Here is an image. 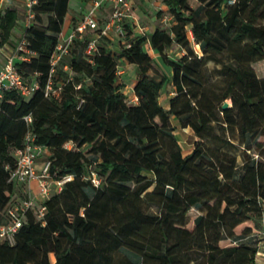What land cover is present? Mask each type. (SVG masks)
Masks as SVG:
<instances>
[{"label":"trees","instance_id":"obj_1","mask_svg":"<svg viewBox=\"0 0 264 264\" xmlns=\"http://www.w3.org/2000/svg\"><path fill=\"white\" fill-rule=\"evenodd\" d=\"M161 1L169 28L142 33L125 21L124 37L101 36L92 54L89 38L77 39L53 74L70 0L34 3L24 34L32 53L15 67L38 88L5 90L0 101V224L24 195L10 178L29 134L48 153L51 178H73L36 199L14 244L0 240V264H259L260 240L249 236L264 220V74L255 68L264 0ZM18 23L17 8L0 7V47ZM121 58L136 66L135 103L117 81ZM50 79L58 95L46 93ZM172 117L196 135L188 153Z\"/></svg>","mask_w":264,"mask_h":264},{"label":"built area","instance_id":"obj_2","mask_svg":"<svg viewBox=\"0 0 264 264\" xmlns=\"http://www.w3.org/2000/svg\"><path fill=\"white\" fill-rule=\"evenodd\" d=\"M35 2L36 0H26L27 19L25 27L29 25L33 17L32 7ZM232 2L233 0H230V3ZM107 3L111 4L110 16L105 20H101L98 17V9ZM0 7H4L3 0H0ZM132 8V0H94L90 9L83 14L68 33H64V31L61 32L51 62V74L55 73L58 64L68 55L71 44L77 39L83 40L89 38L85 52L87 54H92L97 49V43L101 36L115 34L116 36L124 37L125 32L123 25L125 21L131 22L134 29L138 31L143 30L137 17L133 16ZM24 34L25 29L18 43L15 44L13 50L6 56V61L0 69V101L5 90L15 89L22 95L28 96L35 88H38L37 83L34 85L27 84L15 67V59L18 55H22L26 58L27 55L32 53L28 48V42ZM65 68H67V65H65ZM50 92L53 95L59 94V90L54 87L51 79L46 86V93ZM26 119L29 121L30 117L28 116ZM42 150L43 147L34 144L33 137L29 134L25 146L16 151L17 164L10 179L15 182L17 186L25 185L27 197L19 200L18 203H14L8 209L7 222L0 224V240L14 244L15 235L23 225L25 213L30 207L35 206L36 199L38 197L45 198L49 196L52 185L55 186L57 191H60L64 184L71 181L73 178L72 175H66L62 179L53 180L50 174L51 162L49 160L44 163L41 169H38L37 159L42 153ZM90 179L96 186L101 183V178L95 171H91ZM33 181H37L38 183L39 193L37 196L31 194V184ZM37 212L40 217H44L46 207L39 206ZM260 255L264 256L261 251L258 252V258Z\"/></svg>","mask_w":264,"mask_h":264},{"label":"rangeland","instance_id":"obj_3","mask_svg":"<svg viewBox=\"0 0 264 264\" xmlns=\"http://www.w3.org/2000/svg\"><path fill=\"white\" fill-rule=\"evenodd\" d=\"M89 0H70L69 2V11L65 18L64 27L63 29H67L68 31L72 28V18H75L76 21L79 20L78 15L81 13L79 12L80 9L78 8L81 4L88 3ZM94 0H92L93 2ZM144 1L137 0V6L133 10L134 14L136 15L137 19L139 20V23L143 30H141L142 33H151L156 27L161 28H169L172 23L174 22L173 17L169 14V12L166 9V6L163 4L161 0H146V3H143ZM3 3L5 6L9 7H15L19 11V23L18 26L23 25L26 23L27 19V11L25 10L23 6V2L21 0H3ZM191 5L194 8H199L200 3L197 0H190ZM85 9L87 7L84 6ZM72 9H74V12L72 14ZM88 10V9H87ZM77 14V15H76ZM134 16V15H133ZM17 26V27H18ZM19 28V27H18ZM19 30H15L14 32V39L20 38V32ZM67 31V32H68ZM18 32V35L17 33ZM115 33V32H114ZM116 35L114 34V37ZM117 37V36H116ZM149 47V46H148ZM198 49V47H196ZM6 52L9 50L8 47L5 49ZM184 53V50L175 45L173 48L168 50V55L172 58H179ZM158 59V58H157ZM67 60V59H66ZM159 63V62H158ZM213 66V64H211ZM159 69H161L164 72L168 73V69L164 67L161 63L157 65ZM255 68L257 72L261 75L264 74V61L256 63ZM69 76L75 77V74L70 72L68 73ZM150 76H154V71L151 70L149 72ZM117 76H118V83H124L125 86L123 88V91L125 92L126 98L130 103L137 102V98L134 94V84L137 79V73H136V66L132 63H130L127 59L121 58L118 60V68H117ZM172 87L171 85H167L162 93L161 97V103L164 106H167L168 104V97L172 95ZM230 101V100H228ZM172 123L176 125L175 135L177 139L180 141V143L183 146L184 153H188L194 146V142L196 139V135L194 134L193 130L191 128H183L180 126L178 120L175 117H172ZM68 147H72V143L67 144ZM48 161V153H44V148L42 150V153L39 155L37 162L38 166L42 168L45 162ZM33 188H31L32 190ZM54 189V187H52ZM50 195V194H49ZM153 211H157L158 208L154 206L152 208ZM189 214L196 216L198 214V210L195 208H192L189 212ZM263 227H264V220H263ZM262 227V229H264ZM244 240V239H240ZM123 252L129 254L135 261L138 260L136 256L128 252L127 250H123ZM259 264H263L259 261Z\"/></svg>","mask_w":264,"mask_h":264},{"label":"crops","instance_id":"obj_4","mask_svg":"<svg viewBox=\"0 0 264 264\" xmlns=\"http://www.w3.org/2000/svg\"><path fill=\"white\" fill-rule=\"evenodd\" d=\"M22 2H23V6H24V8H25V10H26V0H21ZM141 1H144L143 3H146V0H141ZM92 0H89L88 1V3H86V4H81L78 8L80 9V15H78V17H79V19L83 16V14H85L89 9H90V7L92 6ZM132 5H133V8H132V12H133V10L136 8V6H137V0H132ZM3 6L5 7V5H4V3H3ZM84 6L85 7H87V9H85L84 8ZM110 6H111V4L110 3H107V4H104L102 7H100L99 9H98V17L101 19V20H105V19H107L109 16H110V13H111V9H110ZM73 11H72V14H73V12H74V9H72ZM77 15V14H76ZM133 15L134 16H136L135 14H134V12H133ZM73 19V18H72ZM25 25H26V23L25 24H23V25H20V26H18V27H16L15 28V30L17 29V30H19L18 32H20V35H22V33H23V31H24V29H25ZM72 28H73V22H72ZM63 31H64V33H68L69 31L67 30V29H63ZM68 31V32H67ZM15 32V31H14ZM18 32H16L17 33V35H18ZM13 36H14V34H13ZM15 37H13L12 38V42L11 43H7L6 45H4L3 47H0V69L3 67V65H4V63H5V61H6V56L13 50V48H14V46H15V44H17L18 43V41H19V39H14ZM7 47H8V51L6 52V50L5 49H7ZM196 47H198V49L197 50H199V46H196ZM149 50H150V52H152L153 53V51L151 50V48L149 47ZM156 56V55H155ZM124 92V91H123ZM125 93V92H124ZM136 97V96H135ZM37 168L38 169H41V167L40 166H38V162H37ZM31 187L33 188L32 190H31V194L32 195H34V196H37L38 195V193H39V187H38V183H37V181H33L32 182V184H31ZM52 187H54L55 188V186L54 185H52ZM25 191H26V187H25V185L24 186H21V188H20V192H22V193H24V195L22 194L21 196H20V193L18 194V199L19 200H21V199H23V198H25V197H23V196H25L26 195V193H25ZM37 199H42L41 197H38ZM7 222V217H2V219H1V223H6ZM264 228V227H263ZM249 238L250 239H259L260 240V246H261V252H262V254H264L263 252H264V229H260L259 231H257V232H255V233H253V234H251L250 236H249ZM259 261L260 262H262L263 264H264V256L263 255H260L259 256Z\"/></svg>","mask_w":264,"mask_h":264},{"label":"water","instance_id":"obj_5","mask_svg":"<svg viewBox=\"0 0 264 264\" xmlns=\"http://www.w3.org/2000/svg\"><path fill=\"white\" fill-rule=\"evenodd\" d=\"M229 106H230V101H225V102L223 103V105H222V108H223V109H227V108H229Z\"/></svg>","mask_w":264,"mask_h":264}]
</instances>
